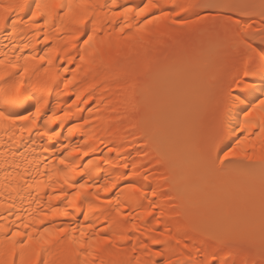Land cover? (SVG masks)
Segmentation results:
<instances>
[{
    "label": "bare ground",
    "instance_id": "6f19581e",
    "mask_svg": "<svg viewBox=\"0 0 264 264\" xmlns=\"http://www.w3.org/2000/svg\"><path fill=\"white\" fill-rule=\"evenodd\" d=\"M209 1L152 0L170 13L168 19L146 25L142 33H137L136 28L153 13L160 15V9L154 8L138 18L134 12L130 13L127 22L132 28H125L123 33L118 31L123 18L115 23L108 20L90 45L83 44L86 37L76 42L71 35L49 27L46 47L42 32L18 26L13 33L12 18L0 21V53H7V58L38 56L53 49L49 52L51 65L47 61L42 66L37 63L38 72L30 66L21 89L27 95L11 109L27 114L39 105L41 113L36 125L26 121H17L15 125L0 121V204H3L0 259L5 264L12 261L21 264L20 241L27 238H13V232L32 233L31 251L43 248L41 259L59 264L66 259L64 249L77 247L71 238L78 240L81 228L86 239L106 236L110 241H98L89 249L92 256L88 259H95V264H137V261L139 264H165V261L187 264L189 260L199 264L213 252L241 264L244 256L239 248L226 247L210 238L245 233L254 215L255 236L260 239L259 194L255 196L254 206L252 192L239 197L237 205L234 200H227L235 193V166L225 162L221 169L216 161L217 156L236 146L237 137L244 139V134L232 131L244 120L241 106L232 105L225 95L211 111L215 118L207 123L206 105L193 104L200 100L202 84L179 91L181 77H176V73L181 70L162 62L163 59L155 60L153 55V48L170 34L200 32L209 25L199 20L203 12H210L212 8L189 7ZM21 2L0 0V5ZM104 2L110 3V0ZM144 2L117 0L118 6ZM174 5H182L185 10ZM255 11L259 20V10ZM175 12H179L178 17L172 14ZM180 18L187 23H172L173 19ZM219 24L216 22L214 27H220ZM224 24L226 29L235 31L232 45L242 47L243 54L246 49L238 39L237 29L229 22ZM88 31L91 34V26ZM140 35L145 38L138 39ZM260 39L257 36L252 41L253 47L260 44ZM25 44L28 46L24 47ZM0 59L6 57L0 56ZM203 61H196L197 72L189 75L196 82L206 71L201 68ZM146 66H149L147 70ZM45 67L49 69L48 75L44 73ZM64 68L69 70L64 72ZM140 68L150 78L148 83L138 78ZM51 74H56L55 81L50 78ZM7 78L0 70V95L18 79L5 84ZM65 80L72 83L65 87ZM132 80L138 82L134 97L125 90V84ZM229 81L230 78L223 87L219 85L225 92ZM249 81L257 86L255 92L244 93L251 100L261 95V77L254 75ZM184 94H194V98L179 103ZM53 111L54 119L49 122L48 130L55 129L61 135L51 140L47 136L41 138L39 133L45 131L44 121ZM225 113L227 118L222 119ZM212 138L218 141L213 143ZM253 139L249 137V141ZM45 147L49 151L45 152ZM255 154H262L259 141H256ZM61 157L73 164L76 171L60 165ZM65 180L88 185L86 192L72 201L71 206L61 189L69 193L75 189L68 188ZM49 195L53 197L51 200ZM236 213L242 215L235 219ZM88 224L92 227L88 228ZM44 228L52 229L45 237L48 243H36L37 233ZM73 228L77 229L75 233ZM59 229L66 231L61 235ZM153 239L160 243L153 244ZM14 244L13 256L9 253ZM29 254L26 250L25 261Z\"/></svg>",
    "mask_w": 264,
    "mask_h": 264
},
{
    "label": "snow or ice",
    "instance_id": "6c2138e0",
    "mask_svg": "<svg viewBox=\"0 0 264 264\" xmlns=\"http://www.w3.org/2000/svg\"><path fill=\"white\" fill-rule=\"evenodd\" d=\"M174 7H179L181 10H185L182 5H174ZM189 7H201V8H214L220 7L227 9L230 12H238L239 17L235 20L231 16L227 17L228 21L235 26L238 31V39L244 45L246 51L243 54L237 55L233 53L231 48H225L220 53L219 63L225 67H231L230 81L227 85V90L221 89L219 86V77L209 79L207 87L209 90V105L214 102H218L219 99L226 95L227 99L232 105L241 106V112L243 113L244 120L239 123L236 128L232 129L233 132H240L244 134V139L237 137L236 146L231 148L229 151L223 153L222 156H217L216 161L219 163L221 169L225 162L232 164L234 162L241 164L245 169L248 170V175L251 179H255L256 172L255 169L259 166V233H260V243L256 244L255 233H256V220L254 215L250 218L247 231L243 234L237 235H227V236H212L210 238L216 240L218 244H222L226 247H237L240 249L244 259L241 264H264V0H260L257 5L255 3H245V4H221L214 5L210 3L189 5ZM160 9V15L152 14L151 18L145 19L137 28V33H142L146 25L152 24L154 21H159L161 19H168L170 13L164 11L163 7L159 4H155L152 0H146V2L130 6L128 4H117V0H110V3L104 2V0H23L21 3L4 4L0 5V21H8L12 18V30L13 33L17 30L18 26L27 27L34 29L36 32L43 33V42L45 46H48L49 33L46 31L49 27L53 28L55 31H63L65 34L71 35L73 40L79 42L82 37V42L84 45H90L96 37V33L100 27H103L105 21H116L123 18V22L120 23L118 31L123 33L125 28L131 29L132 25L128 23V18L130 13H135V16L142 17L146 13L151 12L152 9ZM259 9V27H256L254 18L257 16L256 9ZM175 16H179V12L172 13ZM247 17V19H244ZM173 24H186L187 21L183 18L179 20L173 19ZM91 26L92 32L89 34L88 28ZM166 27V26H165ZM163 35V30L160 33ZM259 36L260 44L253 47L252 41ZM145 37L140 35L138 39L143 40ZM177 39H181L177 37ZM39 42V41H38ZM28 45L25 44L24 47ZM109 47H112L109 44ZM23 51V48L20 49ZM53 49L49 48L48 51L44 52L42 55H15L14 58H7V53H0V56L6 57V59H0V70L4 71L7 75L5 79V84H8V80L15 79V82L5 88L2 95H0V121H6L15 125L17 121L30 122L31 125L35 126L37 123V118L40 116L41 107L38 105L34 112H27V114H21L14 112L13 109L18 105L27 95L26 90L21 91L24 87L25 76L29 73L30 66L34 71H40L36 64L44 65L47 61L48 65H51L52 60L49 58V52ZM83 60L84 57L80 56ZM23 61V63H21ZM238 61V63H237ZM70 62V61H69ZM149 66H146V70ZM44 73L49 74V69L45 67ZM69 69L64 68L63 71L67 72ZM259 75L261 77V83L259 89L261 95L256 96L254 99H249L248 96L244 95L245 92H255L257 86L249 81V78ZM50 78L55 81L57 79L56 74H51ZM72 83L71 80H65V87ZM138 87V82L132 80L125 84V90L128 92L129 96L134 97ZM27 111V110H26ZM222 119L227 118L225 113ZM54 119L53 115L48 116V119L44 121L45 131L39 133L41 138L47 136L49 140L53 136L61 135V133L56 132L52 129L51 132L48 130L49 122ZM205 121H202V124ZM27 127V125H25ZM256 129V131H252ZM249 137H254L253 140L249 141ZM256 141H259L262 154L260 156H255ZM244 146L243 148L241 146ZM239 149V151H238ZM247 149L252 150L250 155ZM44 151H49L48 147L44 148ZM76 151V149H73ZM87 155V153H84ZM59 164L64 165L66 168L76 171L73 164L67 163L66 159L61 157L59 159ZM47 168V164L44 165ZM126 167V165H125ZM147 177H145L146 179ZM81 179H83V172L81 173ZM68 188L75 189L73 193H69L66 189L62 188L61 193L64 198L68 200V205L71 206L72 201L80 198L83 193L86 192L88 185L86 182L81 183L76 181L74 183H69L65 180ZM31 187V186H30ZM132 187V185H129ZM252 192L251 200L253 206L255 204V185L250 186ZM55 191V190H53ZM153 196L156 195L153 191ZM167 195V193H165ZM49 200L53 197L49 195ZM57 199L60 197L57 196ZM87 197L85 196V199ZM171 200L172 197H169ZM3 207V204H0ZM54 212L61 211L60 209H53ZM64 215H68L66 211L63 212ZM85 220L88 219L87 214L84 216ZM25 228L28 227L27 224L24 225ZM88 228L92 225L88 224ZM77 229L73 228L72 232L75 233ZM66 229H59V234L63 235ZM52 233L51 228H44L42 231L37 233L36 243H48L46 240V235ZM25 236L27 239L20 241V256L21 264H50L46 259H41V248L40 251H31L30 246L34 242V237L32 233L26 232H13L12 237ZM72 243L77 245L75 250L64 249V255L66 259L60 260L59 264H95V259L89 260L88 258L92 256L89 249L93 244L101 241L103 243H109L108 238L93 236L88 239L85 237V230L81 228L80 237L78 240L73 236L71 238ZM153 244H159L160 241L153 239ZM179 243V241H177ZM187 247V245H185ZM29 251V258L25 261V252ZM10 255L16 254L15 244ZM160 255L159 252L155 253ZM3 253L0 252V256ZM231 253H229V256ZM191 256V253H189ZM33 257H35L33 259ZM83 257V260H81ZM0 264H5V262L0 259ZM15 264V261H12ZM139 264V261H137ZM165 264H170V261H165ZM184 264V262H180ZM187 264H194L193 261L189 260ZM199 264H236V261L220 257L217 253L213 252L208 254Z\"/></svg>",
    "mask_w": 264,
    "mask_h": 264
},
{
    "label": "rangeland",
    "instance_id": "374dc122",
    "mask_svg": "<svg viewBox=\"0 0 264 264\" xmlns=\"http://www.w3.org/2000/svg\"><path fill=\"white\" fill-rule=\"evenodd\" d=\"M208 3L214 5L221 4H245V3H255L259 4L260 0H210ZM203 4V3H202ZM256 10H259L258 8ZM231 16L233 20L240 18L238 12H230L227 9L214 7L210 12H203L200 16L199 21L209 22L202 31H188L185 33H173L167 36L164 40L159 42L153 48V55L156 57L155 60L163 59L162 62L172 65L174 69H180L181 72L176 73V77H181V81L178 83V90L181 91L186 87L197 86L200 84V100L194 102V106L199 104H205L207 107V123H210L215 117L211 114V111L214 110L221 103L222 97L218 102H214L212 105H209V90L207 87L209 79L219 77V85L224 86L230 78L231 67L222 66L219 63L220 53L225 48H231L234 54L240 55L243 52L242 47H233L232 39L235 36V31L233 29H226L225 24L229 22L227 17ZM247 19V17H244ZM211 22V23H210ZM220 23L219 26L215 28V23ZM256 27H259V20L254 18ZM230 23V22H229ZM235 27V26H234ZM180 37L181 39H177ZM232 38V39H231ZM184 57V58H183ZM198 60H204L202 69H206L202 76L198 77L197 82L190 78L191 73H196L197 69L194 67V63ZM238 62V61H237ZM138 78L144 82L148 83L150 78L145 75L144 71L140 68L137 70ZM194 98V94H184L180 96L179 103L184 101H190ZM192 104V105H193ZM179 105V104H178ZM218 141L216 139H211V142ZM233 148V147H231ZM230 148V149H231ZM229 149V150H230ZM227 150V151H229ZM239 151V150H238ZM248 153L251 155L252 151L248 150ZM255 156H257L255 154ZM258 157V156H257ZM229 164L226 162V165ZM230 165L235 166V177H237V183L235 186V193L231 197H227V200H234L236 205L239 204V197H242L245 193L251 192L250 186L255 185V196L259 194V166L256 167V177L251 179L248 175V170L245 169L239 163H232ZM225 199V200H226ZM222 205V202L220 203ZM242 213H236L235 219H238ZM256 235V234H255ZM256 244L259 245L260 239L255 236Z\"/></svg>",
    "mask_w": 264,
    "mask_h": 264
}]
</instances>
